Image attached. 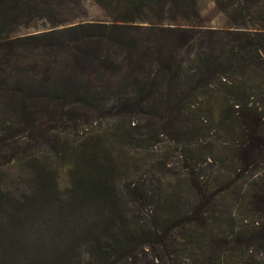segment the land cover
<instances>
[{
  "label": "trees",
  "instance_id": "trees-1",
  "mask_svg": "<svg viewBox=\"0 0 264 264\" xmlns=\"http://www.w3.org/2000/svg\"><path fill=\"white\" fill-rule=\"evenodd\" d=\"M201 1L0 0V118L24 122L27 115L35 113L34 105L51 101L142 106L156 100V90L161 88V104L171 118L192 115L198 121L218 117L223 122L227 134L236 140V161L230 164L252 170L263 166L264 0H208L213 5L209 18L203 14ZM87 3L110 22L20 34L35 19L57 25L86 15ZM161 14L182 26L153 25ZM216 18L221 25L214 24ZM127 125L131 128V120ZM131 130L136 131V126ZM130 135L131 131L120 132L115 139L125 141ZM105 141L103 136L91 137L70 156L74 204L99 207L111 200L108 205L115 209L114 216L102 225L105 231L113 230L110 243L98 242L93 252L98 264H125L136 249V244L130 245L144 235L132 229V221L117 223L120 204L124 201L143 210L156 195L150 185L136 188L130 184L121 202V196L115 195L122 193L116 183L122 174L121 161L107 150ZM15 143L8 131L0 135V195L6 191L4 180L14 171L23 180L38 182L43 191L48 174L31 155L18 151ZM192 186L199 189L192 212H186V203H181L179 196L168 206L176 214L174 219L158 221L149 229L154 236L161 232L166 249L186 248L193 244V237L197 243L208 239V211L215 201L204 200L201 188ZM255 200L264 211V190ZM161 207L166 209L164 203ZM179 231L184 237L182 244ZM195 257L194 264L221 261L218 249Z\"/></svg>",
  "mask_w": 264,
  "mask_h": 264
},
{
  "label": "rangeland",
  "instance_id": "rangeland-1",
  "mask_svg": "<svg viewBox=\"0 0 264 264\" xmlns=\"http://www.w3.org/2000/svg\"><path fill=\"white\" fill-rule=\"evenodd\" d=\"M87 5L86 15H78L77 19L57 25L35 19L20 34L35 35L85 22H110L96 6ZM201 6L203 14L212 17L213 5L202 0ZM152 23L159 27L182 26L162 14ZM214 24L221 25L220 18ZM156 91V100L142 106H123L113 101H51L34 105L35 113L27 115L24 122L0 118V135L8 131L15 139L14 147L31 155L49 177L43 191L38 182L23 180L15 171L4 180L6 191L0 195V264H98L93 248L98 242L110 243L113 230L105 231L102 225L114 216L115 209L108 205L110 199L99 207L74 204V163L70 158L82 143L98 136H103L107 150L120 158L122 174L116 183L122 193L115 195L121 196V202L130 184L136 188L150 185L156 195L143 210L133 209L124 201L120 204L117 223L132 221V229L144 235L130 245L136 244V249L125 264H166L170 260L172 264H194L196 253L211 254L217 249L221 259L218 264H264V211L255 200L264 190V165L252 170L230 164L236 161V140L227 134L218 117L200 121L192 115L171 118L161 104V88ZM130 120L131 128L127 125ZM134 126L136 131L131 130ZM125 131H131L130 137L117 141L115 135ZM192 185L201 188L204 200L215 201L208 211L210 237L198 243L193 237V244L177 246L179 251L166 249L161 244V232L154 236L149 229L158 221L174 219L176 214L168 206L179 196L180 202L186 203V212H192L199 191ZM213 194L216 198L211 197ZM33 196H38L34 202ZM177 234L182 244L183 234Z\"/></svg>",
  "mask_w": 264,
  "mask_h": 264
}]
</instances>
